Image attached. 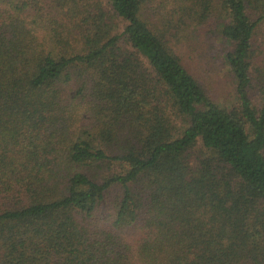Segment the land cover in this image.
Returning <instances> with one entry per match:
<instances>
[{
    "label": "trees",
    "instance_id": "obj_1",
    "mask_svg": "<svg viewBox=\"0 0 264 264\" xmlns=\"http://www.w3.org/2000/svg\"><path fill=\"white\" fill-rule=\"evenodd\" d=\"M0 264H264V0H0Z\"/></svg>",
    "mask_w": 264,
    "mask_h": 264
},
{
    "label": "rangeland",
    "instance_id": "obj_2",
    "mask_svg": "<svg viewBox=\"0 0 264 264\" xmlns=\"http://www.w3.org/2000/svg\"><path fill=\"white\" fill-rule=\"evenodd\" d=\"M122 27L124 24H121ZM212 45V47H210ZM195 46L191 60L185 61V66L191 71L198 82L204 87L208 96L218 105H230L235 92L234 78L225 63L224 51L226 47L213 40ZM227 50L229 48L227 47ZM230 107V106H228ZM202 147L190 151L189 163L194 164L200 156Z\"/></svg>",
    "mask_w": 264,
    "mask_h": 264
}]
</instances>
